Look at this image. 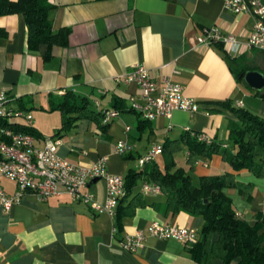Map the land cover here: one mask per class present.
Wrapping results in <instances>:
<instances>
[{
  "label": "crops",
  "instance_id": "crops-1",
  "mask_svg": "<svg viewBox=\"0 0 264 264\" xmlns=\"http://www.w3.org/2000/svg\"><path fill=\"white\" fill-rule=\"evenodd\" d=\"M49 2L53 30L69 28V34L67 44L53 45L48 55L44 44L36 51L28 49L27 26L20 14L0 15V27L7 32L0 37V86L8 107L31 113L30 124L25 118L8 120L32 127L35 146H42L46 136L58 137V154L68 161L89 164L107 155L112 173L143 172L112 217L71 199L62 187L46 199L25 192L8 211L0 207V264H202L174 238L147 236L134 251L122 247L120 240L153 220L200 229V214L184 210L172 214L166 193L141 190L144 181L156 183L146 172L149 167L164 169L173 160L176 166L189 168L191 131L205 133L219 147L208 157L198 154L190 170L194 177L233 172L241 188L224 191L235 212L251 224L264 216V177L247 169L235 171L223 159L224 149L235 150L228 138L229 125L236 119L232 107L242 106L264 117V99L236 77L222 44L197 41L204 27L218 26L246 42L252 15L231 11L224 0ZM239 54L264 67L263 51L244 48ZM136 63L144 65L156 82L167 76L181 84L199 108L193 113L175 109L169 117L141 118L130 106L131 96L143 101L140 89L123 78ZM66 92L87 103L82 112H71L70 122L62 127V111L51 107ZM248 92L253 99L247 98ZM106 108L118 113L100 130L96 113ZM120 139L132 145L127 153L115 151ZM155 143L162 150L153 163H139L138 157ZM0 184L10 193L17 188L3 175ZM86 189L99 201L105 199L103 179L88 181ZM260 231L264 233V226ZM211 264L222 260L214 258Z\"/></svg>",
  "mask_w": 264,
  "mask_h": 264
},
{
  "label": "built area",
  "instance_id": "built-area-1",
  "mask_svg": "<svg viewBox=\"0 0 264 264\" xmlns=\"http://www.w3.org/2000/svg\"><path fill=\"white\" fill-rule=\"evenodd\" d=\"M224 4L235 13L247 12L252 15L253 25L246 42H241L234 33L224 32L218 26L204 27L197 36V41L207 45L220 43L226 53L232 56L241 53L244 48L264 50L262 0H224ZM123 78L127 82L136 83L140 89L143 101H137L131 96L130 106L143 119L150 120L157 115L169 117L175 109L193 113L199 108L197 101L184 93L181 84L167 76H162L156 82L142 64L133 65L124 73ZM7 100L5 91L0 86V175L13 180L17 188L10 193L0 184V207L8 211L25 192H32L39 199H46L58 194L62 187L71 199L88 204L96 212L114 216L118 200L125 193L124 176L107 169L108 156L102 155L89 164L68 161L58 154L60 139L51 136L44 138L42 146H35L31 133L15 129L17 124H10L8 120L11 117H23L30 124L31 113L8 107ZM237 105H241V102L238 101ZM101 111L103 123H109L118 113L116 109L108 108ZM128 128L129 126H125V129ZM190 134L206 143L212 142L205 133L191 131ZM131 149L132 145L125 140L120 139L115 143V151L118 153H127ZM161 150L160 144H153L145 154L138 157V162L145 164L151 161ZM93 179H103L105 182L106 196L103 201L96 199L86 189L88 181ZM141 190L154 193L161 188L158 183L144 181ZM236 214L240 216L238 212ZM147 236L192 243L198 239L199 231L194 227L153 220L145 228H136L133 233H127L120 243L125 249L134 251Z\"/></svg>",
  "mask_w": 264,
  "mask_h": 264
},
{
  "label": "trees",
  "instance_id": "trees-1",
  "mask_svg": "<svg viewBox=\"0 0 264 264\" xmlns=\"http://www.w3.org/2000/svg\"><path fill=\"white\" fill-rule=\"evenodd\" d=\"M52 8L49 0H0V15L18 13L23 17L27 26L28 49L36 51L44 44L46 55L53 45H66L69 34V28L53 30L49 17ZM6 35L7 32L0 27V37ZM223 56L228 59L230 66L235 68L236 77L239 79L243 78V73L248 69H258L264 73V67H260L257 62L249 61L245 54L232 56L225 53ZM255 94L264 99V88L256 90ZM86 103L87 101L75 100L74 94L66 92L62 100L51 109L62 111L64 116L62 127H65L70 122L69 114L74 111L82 112ZM232 109L236 119L229 125L228 138L235 146V150L228 152L224 149L223 159L235 171L247 169L255 175L264 177V117L242 106ZM96 115L102 130L107 123L102 122L101 110ZM10 124L16 125V122ZM15 129L36 135L30 126L16 125ZM190 138L188 169L176 166L173 160L166 163L164 169L153 166L146 169L149 178L158 183L161 190L166 193L167 208L172 214L184 210L202 216L203 222L198 230V239L185 245L194 260L202 264H211L217 257L222 260V264H264V233L260 231L264 226V216L258 217L251 224L236 214L230 197L224 191L227 187L241 186L233 172L200 175L195 180L190 170L198 154L208 157L212 152L219 150V147L213 144V141L209 144L194 135L188 137ZM152 161L153 159L144 165L151 164ZM142 172L143 170H133L124 176L125 193L118 200L115 213L136 177Z\"/></svg>",
  "mask_w": 264,
  "mask_h": 264
},
{
  "label": "water",
  "instance_id": "water-1",
  "mask_svg": "<svg viewBox=\"0 0 264 264\" xmlns=\"http://www.w3.org/2000/svg\"><path fill=\"white\" fill-rule=\"evenodd\" d=\"M244 81L255 90L264 88V73L258 69H248L243 73Z\"/></svg>",
  "mask_w": 264,
  "mask_h": 264
},
{
  "label": "rangeland",
  "instance_id": "rangeland-1",
  "mask_svg": "<svg viewBox=\"0 0 264 264\" xmlns=\"http://www.w3.org/2000/svg\"><path fill=\"white\" fill-rule=\"evenodd\" d=\"M256 49L255 48H253V51H255ZM250 53V52H249ZM253 97V95H252V93H247V98L250 100V99H253L252 98ZM11 118H14V117H11ZM19 118H23V117H19ZM198 179V176H195V180H197Z\"/></svg>",
  "mask_w": 264,
  "mask_h": 264
}]
</instances>
